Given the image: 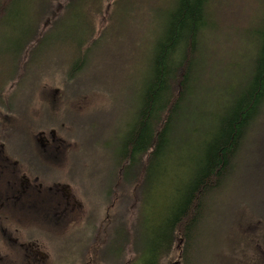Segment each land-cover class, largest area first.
Wrapping results in <instances>:
<instances>
[{"label":"trees","instance_id":"obj_1","mask_svg":"<svg viewBox=\"0 0 264 264\" xmlns=\"http://www.w3.org/2000/svg\"><path fill=\"white\" fill-rule=\"evenodd\" d=\"M140 1L0 0V20L18 16L13 27L1 26L0 108L21 111L24 83L51 66L72 83L93 74L101 80L109 70L99 64L100 48L119 43L126 26L140 27L145 42L132 45L137 53L125 67L139 98L117 162L115 183L125 186L117 212L126 189L144 197L128 209L131 224L117 223L116 236L130 247L121 264H197L200 228L239 188L253 130L264 121V0H249L255 9L247 29L228 36L242 45L227 63H213L219 46L232 43L214 44L211 21L215 4L224 9L226 1ZM117 215L110 210L106 229Z\"/></svg>","mask_w":264,"mask_h":264},{"label":"rangeland","instance_id":"obj_2","mask_svg":"<svg viewBox=\"0 0 264 264\" xmlns=\"http://www.w3.org/2000/svg\"><path fill=\"white\" fill-rule=\"evenodd\" d=\"M151 1L159 4L161 0ZM225 1L228 7L224 9L220 2L215 4L211 21L216 25L213 32L218 42L214 44H221L222 38L232 43L228 36L234 30L241 35L255 9V5L248 4L249 0H223V4ZM140 2L151 3L150 0ZM229 2L233 3L231 7ZM17 17L12 13L1 18L0 32L1 26L6 24L13 27ZM138 28L126 26L119 43L113 38L112 46L100 48L104 55L100 56L99 64L109 70L101 80L93 74L89 79L80 77L72 83L65 81L58 69L51 66L38 75V80L24 83L23 95L19 98L23 101L21 111L0 112V137L4 141L0 191L9 186L10 189L20 187L21 175L26 170V178L33 185L31 195L36 196L37 204L30 213L20 209L18 214H11L8 213L10 207L6 208L8 201H4L0 208V231L17 235L20 240L23 239L20 233L32 238L35 245L31 249L35 256L31 255L30 260L34 264H121L128 258L130 247L124 243V236H116L119 228L122 229L117 223L125 221L126 227L131 224L128 209L134 202L138 209L142 195L126 189L121 193V212H117L118 189L122 192L125 186H117L122 183H115V176L139 98V94L129 88L131 73L125 68L126 63L131 64V52L137 53L132 45L144 44L146 39L145 31L139 32ZM237 41L228 45V49L219 46L213 63H227L234 58L230 57L232 51L242 45ZM134 79L141 81L139 70L134 71ZM260 121L249 142L251 151L239 188L229 202L211 209V220L200 228L197 238L205 242L195 244L194 252L199 255L197 264H249L250 261L264 264V242L260 240L259 251L255 244L259 229L256 223H264V121ZM196 141L193 145H200ZM14 159L19 163H14ZM13 169H16L15 174L10 172ZM31 170L41 171L47 178L43 176L34 181L29 175ZM45 197L47 203L43 201ZM142 204L147 210V204L144 201ZM153 205L160 207L156 201ZM113 209L115 215H119L106 229L107 214ZM121 244L127 247L124 254L117 257Z\"/></svg>","mask_w":264,"mask_h":264},{"label":"flooded vegetation","instance_id":"obj_3","mask_svg":"<svg viewBox=\"0 0 264 264\" xmlns=\"http://www.w3.org/2000/svg\"><path fill=\"white\" fill-rule=\"evenodd\" d=\"M2 109L0 108V112ZM1 127V123H0ZM46 140V139H43ZM42 140V141H43ZM50 140H53V138ZM3 151H4V141L1 140L0 137V162L2 161V164L0 165V174L4 173V170H2L3 167ZM9 159V156L7 157V160ZM14 163H19V161L14 159ZM39 166H42V163H39ZM44 166H46L44 164ZM6 173L9 171H5ZM12 174L16 173V169H13L10 171ZM24 174L21 175V180H22V185L20 187L18 186H10L7 187L5 191H0V195L2 199L0 198V208L3 207L4 201H8V205L6 208L10 207L8 210V213H14L15 214L20 212V209H23L25 212L30 213L31 209H35L37 204L35 205V200L34 198L36 197L35 195L32 196L31 193L33 192V185L31 184L29 178H26V170L23 171ZM41 171H36V170H31L30 176L33 177L34 181H38L39 177L47 178L46 175H43ZM29 176V177H30ZM42 184L39 183V186ZM56 184H53L55 186ZM6 187V184L5 186ZM42 187V186H41ZM48 188V193L51 190V186L47 187ZM13 189V190H12ZM7 194H10L8 196H4ZM35 194V193H34ZM44 196V195H43ZM33 197V199H31ZM44 203H47V197L43 199ZM10 202V203H9ZM14 209V210H11ZM16 210V211H15ZM1 218V217H0ZM257 226L259 227L258 232H257V239H256V247L259 251V246H260V240L264 242V223H256ZM15 231L18 232L19 228H15ZM21 236L23 237L22 240L19 239V237L14 236V235H9L7 232H2L0 231V241L2 242V246L0 247V264H20L22 261L23 264H34L30 260V256L33 255L35 256V253L31 249V246L35 245V242L32 240V238H27L25 234ZM31 250V251H30ZM252 260V259H251ZM245 264V263H244ZM249 264H252L251 261Z\"/></svg>","mask_w":264,"mask_h":264}]
</instances>
